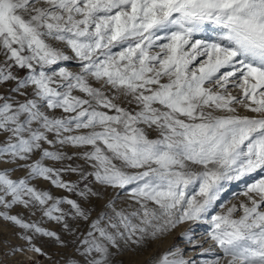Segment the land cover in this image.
<instances>
[{
  "label": "snow or ice",
  "instance_id": "6c2138e0",
  "mask_svg": "<svg viewBox=\"0 0 264 264\" xmlns=\"http://www.w3.org/2000/svg\"><path fill=\"white\" fill-rule=\"evenodd\" d=\"M208 31L216 38H198ZM0 57V86L13 83L0 94V163L27 170H0V206L38 208L68 229L69 215L90 212L32 181L82 200L101 195L94 182L116 196L77 248L84 264H112V249L145 248L188 221L211 226L205 253H223L202 264H264V176L246 186L248 202L209 216L227 184L264 172V0H0ZM121 195L132 203L117 209ZM178 253L150 264H189Z\"/></svg>",
  "mask_w": 264,
  "mask_h": 264
},
{
  "label": "rangeland",
  "instance_id": "374dc122",
  "mask_svg": "<svg viewBox=\"0 0 264 264\" xmlns=\"http://www.w3.org/2000/svg\"><path fill=\"white\" fill-rule=\"evenodd\" d=\"M198 38L209 40L215 39L216 33L208 31ZM66 51L69 55H71L70 50ZM0 59L3 58L0 57ZM62 66H67L72 71L78 70V65L75 61L64 62ZM17 71L20 76L25 75V70ZM12 86V82L8 83L7 85L0 86V94H7L8 89ZM229 88L232 91V95L237 96L238 98L242 95V91L240 89L232 88L231 85H229ZM17 98L23 99L19 96H17ZM235 106L237 107L239 115L260 118V114L258 113H253L240 105ZM148 135L150 139H155L158 133L153 130H148ZM5 138V134L0 133V141H3ZM66 150L69 152V154H71L73 151L70 148ZM38 158L39 154H36L34 159ZM77 162L83 163V161ZM46 163L51 165L54 162L46 161ZM4 168H16V170L11 173L13 179L23 178L27 175L26 169L17 168L12 164L0 163V170ZM261 176H264V172L258 171L257 173L243 177L239 181H233L227 184L220 200H218L215 206L211 209L209 216L224 214L226 213L227 209L231 208L233 205L239 206L241 202H248L247 197L243 194L246 186L253 183ZM64 178L66 180L78 182L81 188H83L85 184L88 183L87 181L80 180L76 174H65ZM91 179L92 178L89 177V180ZM32 184L40 190L51 191L53 195L57 197H68L69 199L77 200V202L81 203L82 206L90 212L89 219L87 221L79 217L73 219L72 216L69 215L66 218L69 228L66 229L63 222H57L55 220L48 219L46 216H44L43 211L39 210L38 208L29 209L23 207L22 205H15L11 209H4L3 206H0V212L7 211L9 215L18 216L27 223H35L46 231L56 233L60 238V241H57L55 237L45 236L40 233H35L34 231L22 229L13 222L0 217V264H71V261L73 260L76 262V264H84L83 258L77 252V248L81 247V241L91 230V223L96 219H99L102 213L107 212L108 214H111V209L107 208L106 205L110 199L115 198L116 193L111 189H104L103 186L93 182L88 184V186L94 191H99L101 195L98 197H90L88 200H82L75 193H69L63 189L54 188L49 182L42 179L34 180L32 181ZM8 199H11V197H8ZM128 203H132V201L127 200L123 195H121V198L116 201V207L117 209L122 207L126 208ZM61 207L66 212L72 211L70 205L64 204ZM240 214L242 213L237 212L234 215L238 217ZM194 223L203 222L188 221L178 225L176 229L172 230L170 235L151 241L147 247L142 249L135 251L127 249L124 251H117L116 249H112V264H150V261L158 258L165 252L174 251L177 249L179 250L182 246H184V244H189L190 242L183 235L186 233V230H188L187 233H191L193 240L202 238L203 240L210 242L208 240L207 233L211 226L207 223H204L205 225L203 228L197 227L191 231L189 227L191 228ZM107 225V218L101 220L102 227H106ZM183 231L184 233H182ZM199 234L202 235L199 236V238H194V236ZM96 235L98 236V233ZM24 236H30L32 238L31 241L24 239ZM33 246L41 249V252L37 253L30 251L29 249H31ZM14 248H22L25 249V251L16 252L13 254L12 249ZM215 249H217L216 253H218L219 257H221L223 260V253L218 248ZM178 255L182 256L183 259H186L188 256V251L186 252L183 250L180 254L178 253ZM197 260H200L201 262H195V264H202V262L208 260V258H198ZM224 264H226V261Z\"/></svg>",
  "mask_w": 264,
  "mask_h": 264
},
{
  "label": "bare ground",
  "instance_id": "6f19581e",
  "mask_svg": "<svg viewBox=\"0 0 264 264\" xmlns=\"http://www.w3.org/2000/svg\"><path fill=\"white\" fill-rule=\"evenodd\" d=\"M204 225H205L204 223H194V225L191 226V228L189 227V229H191L192 231L194 228H197V227L203 228ZM185 232L187 233L188 230H186ZM182 233H184V231ZM201 235L202 234L194 236V238H199V236ZM201 239L202 238H199L198 240H194L198 242L195 246L193 245V243H189V244H184V246H182L179 249V254L183 250L186 252L188 251V256L186 257L185 260L189 261V264H192L193 261H195L196 263L201 262L200 260H197L198 258H208V260H212V259H216L217 256H219V254L216 253L217 249L215 248H214L215 250H213L212 252L205 253L203 250L210 248L212 245H211V242H208L207 240H203V239L201 240Z\"/></svg>",
  "mask_w": 264,
  "mask_h": 264
}]
</instances>
